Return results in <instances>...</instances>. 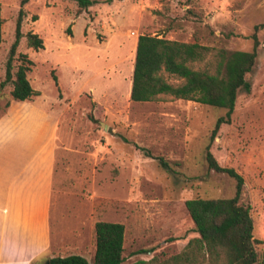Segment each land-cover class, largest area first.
I'll use <instances>...</instances> for the list:
<instances>
[{"label":"rangeland","instance_id":"1","mask_svg":"<svg viewBox=\"0 0 264 264\" xmlns=\"http://www.w3.org/2000/svg\"><path fill=\"white\" fill-rule=\"evenodd\" d=\"M95 1L80 15L69 0H29L23 8L21 32L37 34L43 47L28 48L23 37L13 71L21 64L19 54L32 62L27 79L37 94L29 101L53 114L59 128L52 250L41 264L69 255L91 262L99 221L124 226L123 264L180 253L198 237L185 201L235 193L233 178L208 169V144L220 166L243 177L241 203L251 207L254 239L264 240V28L255 30L264 23V0ZM0 4L2 81L20 0ZM253 34L259 46L246 77L250 92L238 93L229 124L220 126L212 142L211 132L225 109L167 95L152 102L130 100L140 35L251 51ZM10 89L8 84L0 90V116L11 101ZM145 151L162 157L170 170ZM149 249L154 251L133 254ZM255 250V264H264V243Z\"/></svg>","mask_w":264,"mask_h":264},{"label":"trees","instance_id":"2","mask_svg":"<svg viewBox=\"0 0 264 264\" xmlns=\"http://www.w3.org/2000/svg\"><path fill=\"white\" fill-rule=\"evenodd\" d=\"M29 0H20V9L15 22L14 41L8 52L5 63L4 80H0V90L10 84L11 101H29L37 93L27 79L32 62L24 54H19L21 64L13 71L20 40L25 37L28 48L38 50L43 41L37 34L21 32L25 17L24 6ZM77 6V14L97 3L95 0H69ZM1 13V4H0ZM0 15V43H1ZM264 28V23L255 30ZM251 51H227L211 49L199 44L182 43L157 36L140 35L137 40L130 100L133 102L156 101L161 95L175 99L192 101L201 105L225 109L226 114L220 117L210 135L212 142L222 124H229L235 101L239 92L249 93L251 85L246 79L256 64L258 39L252 35ZM209 56V58H208ZM204 63V67L194 68L195 64ZM174 79L176 84L169 80ZM10 101V102H11ZM6 102L4 108L9 106ZM160 165L170 170L162 157H152ZM205 161L209 170L226 174L235 180V193L231 198L203 199L194 198L185 201V208L198 235L188 241L186 247L178 254L167 259L153 257L138 260L132 264H255L257 254L255 245L264 243L253 237L251 207L241 203L243 177L233 168L222 167L210 151V144L205 148ZM95 252L91 262L79 255L53 257L49 264H123L124 226L120 223L96 222ZM154 250H141L135 254ZM31 264H41L32 262Z\"/></svg>","mask_w":264,"mask_h":264},{"label":"crops","instance_id":"3","mask_svg":"<svg viewBox=\"0 0 264 264\" xmlns=\"http://www.w3.org/2000/svg\"><path fill=\"white\" fill-rule=\"evenodd\" d=\"M58 130L55 116L31 101H11L0 116V264L42 263L52 250Z\"/></svg>","mask_w":264,"mask_h":264},{"label":"water","instance_id":"4","mask_svg":"<svg viewBox=\"0 0 264 264\" xmlns=\"http://www.w3.org/2000/svg\"><path fill=\"white\" fill-rule=\"evenodd\" d=\"M47 264H49V262L47 261Z\"/></svg>","mask_w":264,"mask_h":264}]
</instances>
